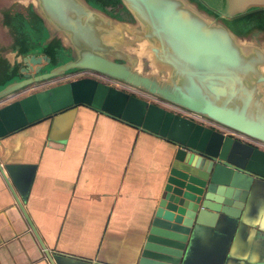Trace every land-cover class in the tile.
Returning <instances> with one entry per match:
<instances>
[{"label":"water","instance_id":"1","mask_svg":"<svg viewBox=\"0 0 264 264\" xmlns=\"http://www.w3.org/2000/svg\"><path fill=\"white\" fill-rule=\"evenodd\" d=\"M113 1L114 8L100 0H0V28L12 41L0 52L10 62L16 57V64L0 68V103L91 72L244 140L82 78L0 106V142L78 107L166 141L174 152L137 264H188L194 241L244 229L262 213L264 150L250 142L264 145V15L256 12L264 10V0ZM10 14L23 17L26 34ZM245 15L239 27L235 21ZM142 40L168 72L136 70L130 48ZM17 172L15 182L22 179ZM0 173L54 264L1 166Z\"/></svg>","mask_w":264,"mask_h":264},{"label":"crops","instance_id":"2","mask_svg":"<svg viewBox=\"0 0 264 264\" xmlns=\"http://www.w3.org/2000/svg\"><path fill=\"white\" fill-rule=\"evenodd\" d=\"M5 54L2 69L16 64ZM173 152L166 141L78 107L3 139L0 166L54 264H137ZM260 205L248 227L194 241L188 264H264ZM0 264H49L1 173Z\"/></svg>","mask_w":264,"mask_h":264},{"label":"rangeland","instance_id":"3","mask_svg":"<svg viewBox=\"0 0 264 264\" xmlns=\"http://www.w3.org/2000/svg\"><path fill=\"white\" fill-rule=\"evenodd\" d=\"M194 1H197V0H194ZM100 2L105 6V8L109 7V8H114L115 5H118L117 2L115 3L113 0H100ZM20 6V5H18ZM121 8V7H120ZM112 12L115 13V11L119 12L118 11V8H115L114 10H111ZM13 13V12H12ZM120 14L121 16H123L124 18H127L128 15L122 10H120ZM249 15V14H248ZM248 15H245L243 17H240L238 18L235 22L236 23H243L246 21ZM10 19H11V22L14 26L16 27H19V29L24 33L26 34V27H27V24L26 22L24 21L23 17L21 16H13L12 14L9 15ZM254 19H252L251 21L253 22ZM235 29H237V31L241 32V30L239 28H237V25L234 26ZM63 60V59H62ZM82 78H91V79H94L96 81H99L103 84H106V85H109L111 87H114L116 89H119L121 91H125L127 93H132V94H136V96L140 97V98H143L145 99L146 101H148L149 103H152V104H156L158 106H160L161 108H164L165 110L167 111H170L172 113H175L177 115H183V116H190V114L186 113L185 111H182L180 109H177L175 107H172L168 104H165L159 100H156V99H152L151 97L149 96H142V94L138 91H135V90H132L130 88H127L125 86H122L118 83H114L110 80H107L105 78H98L92 74H87V73H83V74H74L72 76H67L65 78H59V79H56L55 81H53L51 84L52 85H59V84H62V83H66V82H70V81H74V80H79V79H82ZM201 120V119H200ZM203 121L204 123H206V126H210V124L205 121V120H201ZM220 131H222V129H219ZM260 188H262V190L264 189V186H261ZM220 241V244L224 243V240H219ZM225 245L222 244L220 245V247H224Z\"/></svg>","mask_w":264,"mask_h":264},{"label":"clouds","instance_id":"4","mask_svg":"<svg viewBox=\"0 0 264 264\" xmlns=\"http://www.w3.org/2000/svg\"><path fill=\"white\" fill-rule=\"evenodd\" d=\"M152 45L147 40L138 41L136 46L130 49V52L138 58L139 61L136 64V70H142V59L147 58L153 61L152 72L153 74L159 71V68L156 66L154 61L153 52L151 51Z\"/></svg>","mask_w":264,"mask_h":264},{"label":"bare ground","instance_id":"5","mask_svg":"<svg viewBox=\"0 0 264 264\" xmlns=\"http://www.w3.org/2000/svg\"><path fill=\"white\" fill-rule=\"evenodd\" d=\"M136 45H134V46H132L131 48H133V47H135ZM130 48V49H131ZM130 54H131V56H133L134 58H136L137 60H138V58L137 57H135L131 52H130ZM139 61V60H138ZM143 61H145L146 62V68L145 67H143L142 66V70H140V71H138V72H146V74H153V72H152V65H153V61L152 60H149V59H147V58H143L142 59V62ZM139 62H141V61H139ZM156 66L159 68V71L158 72H160V70H165V71H169V69H167V68H165V67H163V66H160V65H158V64H156ZM262 73H264V66L262 67ZM157 72V73H158ZM157 73H155V74H157ZM263 92H264V89H263Z\"/></svg>","mask_w":264,"mask_h":264},{"label":"flooded vegetation","instance_id":"6","mask_svg":"<svg viewBox=\"0 0 264 264\" xmlns=\"http://www.w3.org/2000/svg\"><path fill=\"white\" fill-rule=\"evenodd\" d=\"M257 13H259V14H261V15H264V10H257L256 11ZM85 74V73H87V74H92V75H94V76H96V77H98V78H104V77H102V76H100V75H98V74H95V73H91V72H79L78 74ZM106 79V78H105ZM132 94V93H131ZM135 96H136V94H134ZM143 96V95H142ZM164 103V102H163ZM166 104V103H165ZM169 105V104H168ZM174 107V106H173ZM209 123V122H208ZM210 124V127H212V128H214V129H216V130H219V129H221V128H219L218 126H216V125H214V124H212V123H209ZM223 130V129H222ZM224 132H229V131H226V130H223ZM239 139V138H238ZM247 142V141H246ZM251 144H253L254 146H256V147H258V148H260V149H262V150H264V145H261V144H258V143H255V142H250Z\"/></svg>","mask_w":264,"mask_h":264},{"label":"built area","instance_id":"7","mask_svg":"<svg viewBox=\"0 0 264 264\" xmlns=\"http://www.w3.org/2000/svg\"><path fill=\"white\" fill-rule=\"evenodd\" d=\"M13 100H14V98L7 99L6 101L0 103V106L5 105L8 101H13ZM181 116H183V115H181ZM184 117L194 119V120L198 121L199 123H201V124H203V125H206V123H204L203 121H201L200 119H198V118H196V117H193V115H190V116H184ZM225 134H229V135H232V136L235 137V138H239V139L244 140L242 137H240V136H238V135H236V134H234V133H232V132H225Z\"/></svg>","mask_w":264,"mask_h":264},{"label":"trees","instance_id":"8","mask_svg":"<svg viewBox=\"0 0 264 264\" xmlns=\"http://www.w3.org/2000/svg\"><path fill=\"white\" fill-rule=\"evenodd\" d=\"M236 24H238V26H239V27H241V26L243 25V23H241V24H239V23H236ZM263 24H264V23H263Z\"/></svg>","mask_w":264,"mask_h":264}]
</instances>
